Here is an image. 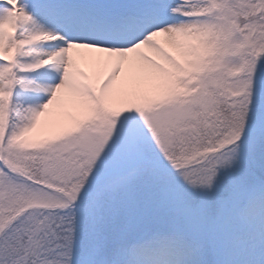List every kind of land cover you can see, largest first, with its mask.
<instances>
[{
	"label": "snow or ice",
	"instance_id": "6c2138e0",
	"mask_svg": "<svg viewBox=\"0 0 264 264\" xmlns=\"http://www.w3.org/2000/svg\"><path fill=\"white\" fill-rule=\"evenodd\" d=\"M0 264H264V0H0Z\"/></svg>",
	"mask_w": 264,
	"mask_h": 264
}]
</instances>
